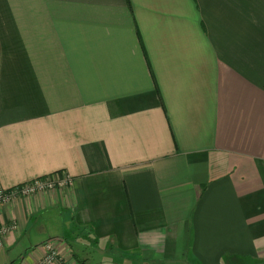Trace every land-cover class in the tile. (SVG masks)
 I'll return each instance as SVG.
<instances>
[{
    "label": "crops",
    "instance_id": "1",
    "mask_svg": "<svg viewBox=\"0 0 264 264\" xmlns=\"http://www.w3.org/2000/svg\"><path fill=\"white\" fill-rule=\"evenodd\" d=\"M56 172L0 264H264V0H0V182Z\"/></svg>",
    "mask_w": 264,
    "mask_h": 264
},
{
    "label": "built area",
    "instance_id": "2",
    "mask_svg": "<svg viewBox=\"0 0 264 264\" xmlns=\"http://www.w3.org/2000/svg\"><path fill=\"white\" fill-rule=\"evenodd\" d=\"M73 178L66 172H56L46 176L36 177L28 182L5 188L0 182V206L23 196H30L41 192L65 189L72 185ZM15 225L0 224V239ZM45 248L44 256L37 264H68L63 262L57 248L50 240L43 244ZM71 264V263H69Z\"/></svg>",
    "mask_w": 264,
    "mask_h": 264
},
{
    "label": "rangeland",
    "instance_id": "3",
    "mask_svg": "<svg viewBox=\"0 0 264 264\" xmlns=\"http://www.w3.org/2000/svg\"><path fill=\"white\" fill-rule=\"evenodd\" d=\"M76 241H74V245L75 246H77V245H79V243H78V241L75 243ZM96 257V256H95ZM92 260V259H91ZM145 260V259H144ZM144 260H142V262L143 263H145L146 262V260L144 261ZM75 261V260H74ZM90 261V260H89ZM65 263H68V262H65ZM72 264H79V263H77L76 261L75 262H71ZM69 264V263H68ZM135 264H139V263H135ZM147 264H153V261L152 260H149V261H147Z\"/></svg>",
    "mask_w": 264,
    "mask_h": 264
}]
</instances>
